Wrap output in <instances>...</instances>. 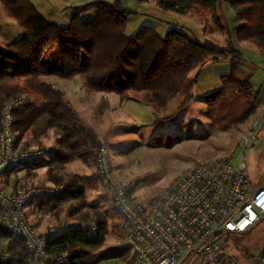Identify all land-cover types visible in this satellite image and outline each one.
<instances>
[{"label":"trees","instance_id":"trees-1","mask_svg":"<svg viewBox=\"0 0 264 264\" xmlns=\"http://www.w3.org/2000/svg\"><path fill=\"white\" fill-rule=\"evenodd\" d=\"M0 1L24 26L17 40L5 48L0 45V129L5 102L18 93H33L36 95L33 101L13 110L15 147L21 146L26 135L39 138L48 129L55 131L59 147L49 158L32 163L35 167L43 163L48 166V176L62 188L47 198L32 197L27 205L31 202L43 207L44 203L50 201L52 205L60 206L80 201L86 196L85 186L73 176L61 182L56 173L76 158L89 161L88 151L92 141L84 133L64 93L45 82L42 79L45 76L64 79L80 76L89 91L115 92L122 99L134 96L146 103L164 107L181 89L184 93L191 90L193 96L191 88L202 68L229 58L232 73L223 76V79L229 78L238 93L246 97L253 95L254 99L257 97L249 85V78H242L236 72L241 61L236 50L227 51L202 41L178 25H173L164 35L149 25H141L132 35H128V17L133 11L124 7L121 0H97L81 5L74 9L66 25L44 18L29 0ZM155 1L165 10L209 15L215 22L221 20L219 0ZM226 1L241 20L234 28L236 40L256 44L264 50V0ZM91 13L94 18L86 20L84 15ZM195 68L198 69L191 78L190 73ZM223 91L221 88L202 99L211 104ZM7 171L11 172L12 169ZM95 224L94 230L77 226L48 235V251L70 252L66 264H102L111 261L128 264L133 256L128 241L120 247L102 249L106 242L107 220L98 216ZM1 243H4L2 248L8 251L9 257L0 264L26 263L28 250L24 240L2 223Z\"/></svg>","mask_w":264,"mask_h":264},{"label":"rangeland","instance_id":"rangeland-1","mask_svg":"<svg viewBox=\"0 0 264 264\" xmlns=\"http://www.w3.org/2000/svg\"><path fill=\"white\" fill-rule=\"evenodd\" d=\"M220 2L221 0L219 6H221ZM162 10L166 15L157 16L167 19L169 23L179 22H175L173 17H167L169 10ZM132 11L126 28L128 35H132L141 25H149L145 22V16ZM88 15L89 17H85L86 20L94 18L93 13ZM176 15L180 16V13ZM191 16L194 21L198 19V14L194 13ZM199 16L202 28L185 29L198 39L200 37L202 41L212 43L208 41L211 39V33H208L211 23L207 22V20L211 21L210 16ZM218 21H214L215 28L221 29L224 34L227 33L228 26L224 25L222 19ZM163 27L170 29L172 26L167 23ZM23 31L22 23L0 1V45L7 47L17 40ZM158 32L163 33L164 30L160 29ZM208 65L202 68L197 82L191 88L195 96L191 95V90L184 93L181 89L164 107L150 102L146 104L134 96L122 99L115 92L89 91L80 76L71 79L53 75L42 78L64 93L84 133L92 141L88 151L89 161L76 158L56 173L61 182L68 181V177L73 176L77 182L85 186L86 196L80 201L68 202L60 206L52 205L50 201L44 203L43 211L48 213L50 219L57 220L50 233L71 225L96 227L95 219L102 216L108 224L106 242L102 249L120 247L127 242L129 226L117 210L108 187L97 174L96 159L103 147L109 150L115 178L126 186L136 202L146 206L160 198L196 164L214 159L233 158L238 154V145L244 132L260 111L257 109L253 95L246 97L238 93L229 78L223 79L224 73L231 75V63L230 69L222 64ZM194 74L195 70L190 73V77H194ZM63 88L70 97L66 96ZM221 88L224 90L223 94L213 103L208 104L202 99L203 96L213 94ZM18 95H26L31 101L36 97L35 94L26 92L18 93L13 97ZM134 101L143 106L134 111L132 107ZM53 133L55 134L54 130ZM41 137L33 138L31 135H26L19 147L43 149L47 157L59 150L57 144L53 151L44 147H32L29 141L39 140ZM259 142L260 140L248 157V173L253 181L264 179L263 165H259L256 161L258 156L256 150L262 141ZM71 163L69 169L68 165ZM28 165L36 168L32 162H24V165L20 164L9 172L15 187L28 188L41 185L55 190L62 188V185L56 184L51 177L53 183L30 184L33 182L30 181L31 176L36 177V173L34 171L27 173ZM221 243V257L238 256L237 264H264L260 259V253L264 251V217L247 232L228 233L222 236ZM3 246L4 243H1L0 249ZM193 262L191 259H186L182 264H193ZM107 263L124 264L122 261Z\"/></svg>","mask_w":264,"mask_h":264},{"label":"built area","instance_id":"built-area-1","mask_svg":"<svg viewBox=\"0 0 264 264\" xmlns=\"http://www.w3.org/2000/svg\"><path fill=\"white\" fill-rule=\"evenodd\" d=\"M29 101L28 96L18 95L3 106L0 173L47 157L46 151L40 148L15 147L13 110ZM263 122L264 111L244 132L235 157L196 164L149 206L136 202L126 186L115 178L109 150L103 147L99 151L97 174L129 226L127 241L133 256L128 264H182L186 259L193 260V264L238 263V256L221 257V237L247 232L264 217V179L253 181L248 173V156L259 141ZM60 189L41 185L6 188L0 181V222L24 240L28 250L25 264L69 262L70 252L48 251L47 236L38 230L27 211L29 199L52 196ZM70 227L77 226H66L62 230ZM81 227L95 229L94 226ZM8 257V251L1 248L0 261ZM260 259L264 263V251Z\"/></svg>","mask_w":264,"mask_h":264},{"label":"crops","instance_id":"crops-1","mask_svg":"<svg viewBox=\"0 0 264 264\" xmlns=\"http://www.w3.org/2000/svg\"><path fill=\"white\" fill-rule=\"evenodd\" d=\"M94 1L97 0H30L36 10L44 18L51 21H57L63 25L69 23L70 17L75 8L80 7L84 4L92 3ZM106 1L112 2L114 0ZM121 2L124 7L134 10L135 14L139 15L140 13V15L145 16V22H148L149 26L153 27L157 32L160 29H163V33L159 32L162 35H164L169 30V28L163 27V25H167V23L171 24V26L179 24L178 26L191 30L198 27L202 28L199 23L200 16L198 15V19L194 21L193 16H191V14L194 13L191 12H188L186 14H180V16H177L176 12L169 11L167 12V17L175 18V22L179 21L178 23H173V21L172 23H169L167 19L159 17L161 15L163 16L166 14L163 12L164 10H162V8L157 5L155 0H148L147 2H141L140 0H121ZM220 4L221 6H219L218 2V11L220 14V18L224 22V25L228 26L227 33L224 34L221 29L215 28L216 24L214 20L212 21V19L209 18L211 19V21L207 20V22H209V24L211 23V26L208 28V33H211V39L208 41H211L213 44L224 48L227 51H229L230 49H234L239 53L241 61L239 62V65H237L236 72L240 77L249 78V85L251 86L252 90L257 94V97L255 99L257 109L258 111H260L259 113H261L264 111V50H261L256 44L244 41L239 42L236 40L234 36V28L239 25L241 20L238 18L234 9L231 7L228 1L221 0ZM142 11H144V13ZM84 16L86 18L89 17L88 14ZM163 22H165V24H163ZM199 39L202 40L200 37ZM221 64L225 65L227 69H230L229 58H225V60H223L222 62L220 61L217 63H210V65ZM197 69L198 68L194 69L195 73ZM219 75L221 77V74ZM223 75L227 74L224 73ZM63 90L65 91V88H63ZM65 92L66 96L70 97V95L67 93V90ZM132 104L134 111L136 110V108H140L143 106V104L138 103L136 101H134ZM259 140L260 142H262L259 148L256 150L258 155L256 156V161L259 163V165H263L264 168V122L259 130ZM29 143L32 147H44L51 151L56 146L55 134L53 133L52 129H49L44 135H42L39 140L31 139ZM250 154L248 157L251 156ZM71 165L72 163L68 165L69 169ZM28 167L29 169H26L27 173H29L30 171H34V173H36V177L31 176L30 181L33 182L30 184H33L34 182L53 183V181L47 174V166L41 165L36 168H31V166L28 165ZM0 181L6 188L15 187V184L12 182V175H9L8 171L0 173ZM27 211L30 220L34 223L38 230H40V232L45 236L50 235V229L53 228L57 220L54 221L50 219L48 213H45L42 207L36 203L32 204L31 202H29L27 205Z\"/></svg>","mask_w":264,"mask_h":264}]
</instances>
